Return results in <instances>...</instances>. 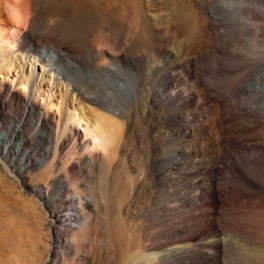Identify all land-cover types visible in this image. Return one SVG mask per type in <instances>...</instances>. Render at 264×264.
Here are the masks:
<instances>
[{"label": "bare ground", "instance_id": "1", "mask_svg": "<svg viewBox=\"0 0 264 264\" xmlns=\"http://www.w3.org/2000/svg\"><path fill=\"white\" fill-rule=\"evenodd\" d=\"M234 1L230 4L229 0H214L211 5L208 0H144L138 6L135 25L122 26L126 29L121 32L112 21V0H0V97L7 100L15 92V100L36 114L37 121L30 120L35 130L29 138L48 133L49 166L59 162L61 154L75 159L82 152L88 163L95 157L106 159L111 148L128 134L124 118L149 122V136L157 153L152 163L156 178L146 193L147 217L151 221L147 238L152 239L150 251H155L153 257L158 264H180L186 256L190 258L188 264H211L224 247L223 240L209 239L219 233V223L225 227L229 222L221 209H215L220 204L221 189L214 186L213 177L190 179L195 173L193 168L211 170L210 165L213 167L214 161L229 152L227 145L237 142L242 148L239 157L223 166L242 184L252 187L259 185L248 178L250 171L264 176L258 159L250 156L253 150L262 148L233 140L230 128L238 107L229 103L227 88L238 84L239 95L264 98V73L257 72L252 77L250 73L249 79L239 82L238 67L256 68L260 64L258 57L247 53L244 57L224 48L229 40L223 38L226 29L221 15L240 10L244 2ZM103 2L109 21H96ZM165 10L174 17L190 13L196 28H188L184 21H170V31L162 30L156 20L158 12ZM77 16L81 21H73ZM247 25L254 29L253 21H247ZM132 27L139 32L133 33ZM141 27H146L145 34H141ZM197 31L201 37H195ZM259 33L255 31L252 38L239 40L240 44L256 50ZM76 38L87 42L100 60L92 52L88 56L87 46ZM128 41L141 45V49L130 51ZM115 42L128 47L116 53L110 47ZM213 53L221 55L223 64L210 73L209 81L202 64L207 65L209 57H215ZM233 58L236 64L227 67L224 59L234 61ZM27 64L30 74L25 72ZM39 67L43 71L37 74ZM200 103L207 107L203 105L202 109ZM14 104L13 100L11 106ZM179 104L188 112L184 113ZM194 106L200 116L194 115ZM210 106L215 110L212 114L206 110ZM12 115L20 117L16 128L29 125L24 111H13ZM183 121H195L198 126L178 124ZM14 125L13 121L10 126ZM163 130L172 144L168 155L164 151L167 142L164 145L161 137ZM16 132L13 129L7 135L13 137ZM135 135L139 140L143 137L137 131ZM203 137L208 146L197 144ZM243 159L248 163L242 165ZM140 176L145 180V172ZM75 205L74 200L64 203V207L72 209ZM200 206L207 208L198 211ZM71 212L60 215L65 227L58 231L62 235L75 224ZM187 217L192 221L176 228V232L168 227L176 221L185 223ZM193 241L207 249L191 251Z\"/></svg>", "mask_w": 264, "mask_h": 264}, {"label": "rangeland", "instance_id": "2", "mask_svg": "<svg viewBox=\"0 0 264 264\" xmlns=\"http://www.w3.org/2000/svg\"><path fill=\"white\" fill-rule=\"evenodd\" d=\"M112 1L114 2L112 21H115L117 28L124 32L128 25L133 26L138 14L136 13L138 6L140 4L142 6L144 0ZM209 1L211 5L214 2V0H208V4ZM229 2L236 3L234 0ZM190 15L185 13V15L174 17L165 10L158 12L156 21L162 27L161 29L166 31H170L172 26H169L170 21H184L185 26L190 28L192 25V28L195 20ZM107 17L103 2L99 6L95 19L109 21ZM221 17L226 29L223 38L229 40V45L224 48L229 52L238 51L244 57L246 53L255 55L260 62L256 68L239 66L241 76L239 82L249 79L250 73L251 77L255 73H264V0H244L240 10L224 12ZM74 20L80 19L77 16ZM122 21L125 23L123 24ZM247 21H253L254 29H248ZM135 27H132L133 33L139 32ZM195 28L196 26L192 29ZM145 31L146 27H141V34H145ZM255 31L258 33L260 31V37L255 44L256 50H248L240 44L239 40L252 38ZM147 34H150L148 30ZM195 37H201L198 31ZM82 38L85 36L83 35ZM77 39V42L87 46L88 56H96L87 42ZM127 44L130 49L132 48L127 49L133 50L132 52H137L142 47L139 44H131L129 41ZM127 44L115 42L109 45L113 51L121 53L126 49L125 47H128ZM101 46L105 49L110 48ZM212 56L215 57H209L207 65L202 64L205 70L204 77L209 81L210 73L216 72L223 64L221 55L213 53ZM98 57L97 59L100 60ZM224 62L230 68H232L231 65L236 64L235 59L234 61L224 59ZM30 70L27 64L25 72L30 74ZM41 71L43 69L39 67L36 73L40 74ZM240 86H242L241 83ZM237 87L238 84H235L233 88H227L230 96L229 103H235L238 107H235V116L230 122V128L234 133L233 140L240 141L243 146L254 144L263 149L264 104L262 101L264 98L260 96V99H254V97L252 99L248 95H239ZM63 90L66 91L65 88ZM11 95L7 100L0 97V264H158V259L153 257L155 251H150L152 239L147 238L150 234L148 226L151 221L147 217L146 193L147 186L156 178L152 163L157 153L154 140L149 136V122L143 119L124 118L128 134H125L126 137L111 148L106 159L98 158V160L95 157L88 163L82 152H79L75 159L61 154L60 161L49 166L51 158L48 155L50 152L47 144L51 138L46 132L37 134L34 139L32 138L33 140H30L29 137L35 130V125L33 126L34 123H30V120L37 121L35 119L37 116L21 102L18 103V100H15L16 97H13L16 95L15 92ZM13 100L15 104L11 106ZM203 105L198 104L202 109ZM178 107L184 113L188 112L180 104ZM196 107H192L191 110H195L194 115L200 116ZM204 107L207 106L204 105ZM206 110L209 114L215 112L211 106ZM13 111H24V114H28L29 125L16 128L17 119L20 117L11 116ZM23 117L25 116L22 115L21 118ZM13 121L15 125L11 127ZM178 124L198 126L195 121H183ZM12 128L17 131L13 137L10 134L7 135L8 131L10 133L13 130ZM136 131L140 135L143 134V137H140L141 141L136 138ZM161 135L164 145L167 142L164 151L168 155L169 152L171 153V141H168L169 137L165 130L161 132ZM197 144L208 146L204 137L199 139ZM236 144L238 143L231 142L227 145L229 152H224L221 160L214 161L212 164L214 166L210 165L211 170L193 168L195 173L190 179L214 178V186L221 189L220 204L215 209L218 211L221 209L225 215L224 218L230 222L225 227L223 225L220 227L222 223H219V233L209 236L211 240L218 238L224 242L222 251L219 256H216L217 261L211 264H264V176L250 171L248 178L254 179L259 185V187H252L242 184L236 176L230 174L229 169L223 165L239 157L242 148ZM262 149L253 150L250 156L258 159L261 167L264 168ZM25 150H28L27 154H24ZM206 151L208 153V150ZM148 157H150L149 160ZM146 163L148 164L145 165ZM247 163L245 159L242 160V165ZM247 169L250 168L247 166ZM142 172H145V180L140 176ZM234 188L239 189L235 191ZM198 192L202 190L198 189ZM72 200L76 202V207L74 206L73 209L64 207V203ZM204 208L207 207L200 206L197 210ZM71 211L76 218L75 224L72 229L69 228L62 235L58 231L65 227L60 220V215L70 214ZM189 220L192 221L190 217H187L185 223L176 221L168 227L172 229V232H176V228L189 224ZM196 241L189 243H192L191 251L198 253L207 249L202 248L199 242L196 244ZM189 261L190 258L186 256L180 264H188Z\"/></svg>", "mask_w": 264, "mask_h": 264}]
</instances>
